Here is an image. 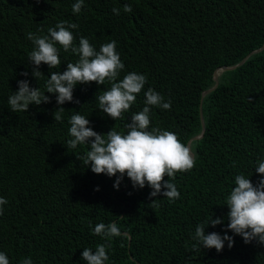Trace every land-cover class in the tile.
<instances>
[{
	"label": "trees",
	"instance_id": "16d2710c",
	"mask_svg": "<svg viewBox=\"0 0 264 264\" xmlns=\"http://www.w3.org/2000/svg\"><path fill=\"white\" fill-rule=\"evenodd\" d=\"M75 2L0 0V197L8 201L0 215V252L10 264L26 257L32 264H85L83 249L105 243L92 235L94 227L115 222L127 236L111 240L107 264H264V245L245 244L230 231L231 249L227 241L219 253L191 247L196 226L212 215L224 222L206 227V234H225V201L235 176L242 173L253 184L260 178L254 169L264 160V49L222 72L216 89L202 93L213 87L217 69L238 65L264 45V0H84L81 12L73 14ZM125 4L131 13H124ZM61 21L79 25L71 30L75 46L81 37L97 51L116 41L124 64L117 82L129 72L147 76L121 119L98 110L95 97L110 89L107 81L78 85L73 99L79 103L61 106V122L53 119L57 105L48 93L50 103L29 105L25 113L10 111L7 98L18 91V81L27 79L30 87L45 91L49 72L63 73L67 63L77 62L61 49L59 67L41 64L45 77L36 81L31 75L34 46L28 33L46 35ZM26 71L28 76L21 75ZM148 88L171 100L170 110L152 108L150 129L174 132L186 146L190 141L196 154L195 167L175 177L180 198L170 203L158 196V207L150 205L147 185L133 189L125 176L117 189V177L84 167L79 157L89 151L87 145L66 148L68 121L76 112L97 133L114 127L126 134ZM200 108L204 133L194 139L202 132Z\"/></svg>",
	"mask_w": 264,
	"mask_h": 264
},
{
	"label": "clouds",
	"instance_id": "9594fccd",
	"mask_svg": "<svg viewBox=\"0 0 264 264\" xmlns=\"http://www.w3.org/2000/svg\"><path fill=\"white\" fill-rule=\"evenodd\" d=\"M84 6V0H76L72 5V13L79 14ZM132 6L125 4L124 13H131ZM112 13L119 15L120 10L113 8ZM76 23L61 21L54 28H49L46 35L29 32L27 39L33 44L29 53V63L33 66L31 75L37 81L45 76L39 70L40 65H47L49 70L61 65L60 50L71 52L78 57L77 62L67 63L63 73L49 72L45 83V91L38 87L29 86L27 79L18 81V91L7 98L9 109L13 113L27 112L29 105L50 103V97L55 96L56 110L53 119L61 122L65 103H79L73 99V91L78 85L95 83L104 85L107 81L111 86L98 97V110L107 117L116 121L128 112L136 102L137 95L145 88L147 76L137 72H129L117 82L124 69L119 53L116 51V41L102 44L97 51L87 38L81 37L78 46L74 45L72 29H78ZM41 30L38 29L39 33ZM28 76V72L21 73ZM144 107L142 111L133 114L130 122L126 123V134L120 133L112 127L107 134H100L90 127L89 120L79 112L69 119L68 129L70 139L67 140V149H76L78 145H87L89 151L79 157L84 167L90 165L92 173L104 174L109 178L115 176L114 188L119 187L126 176L133 189H143L146 185L151 189L149 199L152 207H158V196L167 198L172 203L180 198V192L174 183L179 173L190 172L196 164V154L190 145L180 142L178 136L171 131L158 127L150 129V113L152 108L163 110L171 109V100L165 101L164 96L152 88L144 92ZM255 173L260 177L255 184L244 174L235 176L234 188L226 197L225 205L228 208L227 228L225 234L217 232L206 234V227L215 228L223 224L222 218L207 221V224H198L192 239V250L215 249L219 253L225 241L231 249L234 245L233 236H240L245 244L256 241L264 245V160H257ZM167 177V180H165ZM98 191L99 189H95ZM163 190V191H162ZM131 193H129L130 195ZM8 201L0 197V215H3V205ZM233 233L229 236L227 232ZM92 235L100 237L105 243L98 244L95 250L84 248L81 259L85 264H107L108 250L111 240L122 235L117 223H98ZM0 264H10L7 255L0 252ZM21 264H32L31 257H26Z\"/></svg>",
	"mask_w": 264,
	"mask_h": 264
},
{
	"label": "water",
	"instance_id": "95a60500",
	"mask_svg": "<svg viewBox=\"0 0 264 264\" xmlns=\"http://www.w3.org/2000/svg\"><path fill=\"white\" fill-rule=\"evenodd\" d=\"M264 49V45L260 48V49H258V50H256V51H254V52H252V53H250L248 56H246L238 65H236V66H233V67H221V68H219V69H217L215 72H214V75H213V80H214V85H213V87H211L210 89H208V90H206V91H204L203 93H202V97H204V96H206L207 94H209V93H211L213 90H215L216 89V87L218 86V76L222 73V72H224V71H228V70H232V69H235L236 67H239V66H241L251 55H253V54H255V53H258V52H260V51H262ZM200 121H201V125H202V132H201V134L199 135V136H197L196 138H194V139H199V138H201L202 137V135H203V133H204V126H203V117H202V113H201V108H200ZM193 140V139H192ZM191 140V141H192ZM188 145H190V141L188 142Z\"/></svg>",
	"mask_w": 264,
	"mask_h": 264
}]
</instances>
